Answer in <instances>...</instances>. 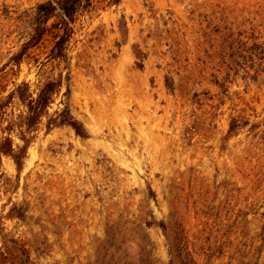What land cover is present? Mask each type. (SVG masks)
I'll use <instances>...</instances> for the list:
<instances>
[{
	"label": "rangeland",
	"instance_id": "374dc122",
	"mask_svg": "<svg viewBox=\"0 0 264 264\" xmlns=\"http://www.w3.org/2000/svg\"><path fill=\"white\" fill-rule=\"evenodd\" d=\"M40 1L0 0V100L61 77L88 135L41 124L19 175L2 157L0 221L28 249L1 233L7 261L264 264V59L255 78L249 57L264 56V0H91L67 60L53 57L54 17L13 66ZM14 201L25 219L6 218Z\"/></svg>",
	"mask_w": 264,
	"mask_h": 264
},
{
	"label": "trees",
	"instance_id": "16d2710c",
	"mask_svg": "<svg viewBox=\"0 0 264 264\" xmlns=\"http://www.w3.org/2000/svg\"><path fill=\"white\" fill-rule=\"evenodd\" d=\"M120 0H109L111 4H117ZM91 0H43L38 2L28 18V35L20 45V48L15 51L9 63L13 66L20 67L27 51L37 45L52 27L50 21L57 17L56 22L52 25L55 27L54 42L52 46L53 57L67 60V46L73 33V23L79 11L90 4ZM252 40L256 42L255 29H253ZM230 38L227 37L225 41ZM258 43V42H256ZM263 41L258 43L262 46ZM255 45L254 48H257ZM217 58H223L224 53H218ZM214 55V56H215ZM264 55V53L262 54ZM250 60L254 67L253 77H258L261 73L257 69L256 61L261 64V59L264 56H258L257 53H250ZM224 63V62H222ZM257 67V68H256ZM224 72L225 75L222 73ZM231 70H221L215 72V81L223 84L227 77L230 76ZM249 74V71H245ZM259 73V74H258ZM63 78L47 77L36 83L35 87L29 81L22 80L10 90L0 100V176L5 175L2 166V157L8 156L15 163L17 175H19L24 167V162L28 154V148L35 138V132L41 124H44L47 129L59 126H70L75 133L81 137H87V129L85 125L74 116L70 105L63 97H68L70 86L66 85V90H62ZM59 96L58 106L55 109L53 104L56 103ZM16 101L19 105V111L15 112L11 109V103ZM237 129L235 121H231L229 132L233 133ZM16 139H19L17 141ZM27 212L26 204L12 202L9 210L6 212V218L25 219ZM2 233V234H1ZM0 234L7 242L5 247L13 244V248L17 249L25 257H28V249L26 243L17 237L7 238L4 232L3 222L0 221ZM2 245L0 240V264H14L7 261L8 252Z\"/></svg>",
	"mask_w": 264,
	"mask_h": 264
}]
</instances>
